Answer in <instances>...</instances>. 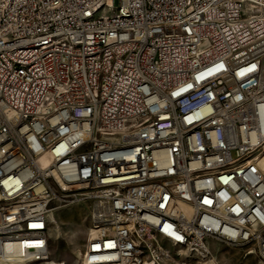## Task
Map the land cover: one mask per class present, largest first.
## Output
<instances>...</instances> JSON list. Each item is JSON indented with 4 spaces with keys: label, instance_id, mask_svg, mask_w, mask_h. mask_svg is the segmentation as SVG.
<instances>
[{
    "label": "built area",
    "instance_id": "1",
    "mask_svg": "<svg viewBox=\"0 0 264 264\" xmlns=\"http://www.w3.org/2000/svg\"><path fill=\"white\" fill-rule=\"evenodd\" d=\"M75 204L77 264H264V0H0V264Z\"/></svg>",
    "mask_w": 264,
    "mask_h": 264
},
{
    "label": "rangeland",
    "instance_id": "2",
    "mask_svg": "<svg viewBox=\"0 0 264 264\" xmlns=\"http://www.w3.org/2000/svg\"><path fill=\"white\" fill-rule=\"evenodd\" d=\"M49 248L53 259L77 264L84 245L90 237V224L84 204L54 209L49 216ZM217 264H261L248 246L212 243Z\"/></svg>",
    "mask_w": 264,
    "mask_h": 264
},
{
    "label": "bare ground",
    "instance_id": "3",
    "mask_svg": "<svg viewBox=\"0 0 264 264\" xmlns=\"http://www.w3.org/2000/svg\"><path fill=\"white\" fill-rule=\"evenodd\" d=\"M54 262H57V261H55V260H53ZM216 264H217V262H215Z\"/></svg>",
    "mask_w": 264,
    "mask_h": 264
}]
</instances>
